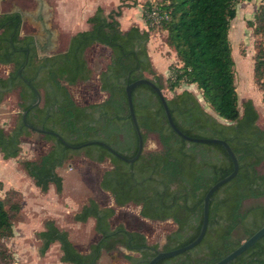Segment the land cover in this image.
Segmentation results:
<instances>
[{
    "label": "trees",
    "instance_id": "obj_1",
    "mask_svg": "<svg viewBox=\"0 0 264 264\" xmlns=\"http://www.w3.org/2000/svg\"><path fill=\"white\" fill-rule=\"evenodd\" d=\"M238 1L243 0H144L141 15L146 28L143 29L137 24L126 29L120 27L118 17L123 6L134 2L121 0L108 11L98 6L87 17L89 27L75 31L65 50L46 58L38 56L31 33H20V11L0 12V63L11 64L7 74L0 75V100L18 87L21 107L10 130L0 125L2 157H16L21 151V136L32 130L24 123L22 111L36 101L37 94L25 78L42 96L40 103L31 106L25 114L29 124L55 130L72 144L89 139H102L115 149L114 145L118 144L127 156L135 154L138 137L129 113L126 83L148 77L162 90L164 86L173 89L183 80L194 83L220 119L207 111L192 91L183 89L171 96L164 94L173 120L189 135L226 139L237 156L239 168L234 177L211 194L208 225L201 241L154 264L217 261L264 224V202L243 205L246 199L264 196V169H259L264 162V127L257 123L259 113L252 98L242 101L241 110L238 105L229 39L230 21L236 16ZM152 9L157 17L151 14ZM151 17L158 18V23L150 24ZM247 24L258 36L253 43V80L262 90L264 100V0H259L254 18ZM153 26L167 31L166 42L174 48L179 61L170 64L171 73L165 79L154 69L148 52ZM93 43L110 48L108 62L98 75L99 87L107 95L101 101L78 104L67 84L90 78L92 71L85 50ZM132 100L144 141L147 132H155L160 149L143 151L129 162L101 143L75 148L52 133H43L51 140L50 148L37 159H22V167L42 191L54 184L55 190L60 192L63 177L57 167L70 156L82 154L98 162L109 158L111 166L103 170L99 185L112 194L114 203L119 206L128 202L138 204L143 217L170 218L176 228L166 234L159 248L157 243H149L141 231L127 229L122 224L112 227L110 217L115 212L114 206L100 205L90 197L74 213V218L86 221L92 217L99 238L83 252L74 244L69 231L50 218L36 233L40 254L56 241L61 261L101 264L102 251L120 245L135 252L125 254L129 264H146L157 250L183 245L198 234L203 196L215 181L232 170V160L220 143L188 141L176 133L159 96L149 84L133 87ZM120 133L124 137L120 138ZM12 206L17 207L8 206L7 199L0 196L2 238L13 233ZM235 230L239 231L238 235H233ZM7 252L6 249L4 254ZM2 262L6 261L0 264ZM226 264H264V234Z\"/></svg>",
    "mask_w": 264,
    "mask_h": 264
},
{
    "label": "rangeland",
    "instance_id": "obj_2",
    "mask_svg": "<svg viewBox=\"0 0 264 264\" xmlns=\"http://www.w3.org/2000/svg\"><path fill=\"white\" fill-rule=\"evenodd\" d=\"M135 1L140 3V5H136V8L127 10L123 7V13L118 18L122 29L130 24H137L141 29L146 28L141 17L144 0H128V3H135ZM246 1H248L246 4H241L242 1H238L237 13L231 19L229 28L238 105L241 110L242 101L252 98L259 113L257 123L264 127L262 90L253 80V54L255 51L253 43L255 37L258 36L253 34L252 27L247 24L248 20L254 18V11L259 0ZM48 2L53 6L48 21L57 32L58 44L54 51H63L68 45L70 36L75 31L86 28L87 25L84 19L75 23L68 19L66 21L58 11L57 1L48 0ZM36 4L37 0H0V12L10 10L15 6L21 10L31 11ZM115 6L116 4L109 7ZM151 18L150 24H155L159 20L158 18ZM153 28L148 41V52L154 69L161 73L165 79L171 73L170 64L179 63V61L174 48L166 42L167 31L157 26H153ZM30 31H32V26L29 20H22L20 33L25 34ZM109 54L110 48L105 44L93 43L86 48L85 56L92 71L90 78L74 84H67L70 93L78 104L101 101L106 97V92L99 87L98 75L108 62ZM10 69L11 64H0V75H6ZM183 89L192 91L202 106L217 116L215 111L203 100L200 94L201 90L194 83L183 80L173 89L164 86L163 92L166 96H171ZM19 100L18 87H16L7 92L0 101V125L6 130L12 128L18 117L21 110ZM218 118L220 119V117ZM119 137H124L123 133H120ZM50 146L51 140L47 139L42 132L30 130L21 136V151L16 157L0 158V196L7 199L8 206L11 204L17 206L11 207L12 235L3 238L0 236V261H6L2 262L3 264H11L13 261L16 264L45 263V261L38 263V255L42 254L39 252L40 240L36 233L50 218L69 231L70 238L81 251H87L89 244L99 238V234L94 229V219L88 217L86 221H79L74 218V213L90 197L96 199L100 205L114 206L115 212L110 217L112 227L122 224L127 229L141 231L149 243H157L161 248L166 234L176 228V223L170 218L155 220L143 217L139 213L140 206L133 202L121 206L116 205L112 194L103 190L99 185L103 170L111 166L109 158L98 162L82 154H74L57 167V171L63 177V187L60 192L55 190L54 184H50L47 191H42L36 186L33 179L22 167L21 160L25 158L37 159ZM114 146L118 151H124L121 145L115 144ZM160 148L161 143L157 134L147 132L143 151H153ZM259 169H264V162L259 165ZM256 201L264 202V196L257 199H246L243 205L246 206ZM238 234V230L233 232V235ZM57 248V246L52 247L50 252L52 257L57 254ZM6 249L9 252L4 254ZM127 253L135 252L117 245L109 251L103 250L99 261L101 264H129L125 257Z\"/></svg>",
    "mask_w": 264,
    "mask_h": 264
},
{
    "label": "water",
    "instance_id": "obj_3",
    "mask_svg": "<svg viewBox=\"0 0 264 264\" xmlns=\"http://www.w3.org/2000/svg\"><path fill=\"white\" fill-rule=\"evenodd\" d=\"M39 2L41 3V0H39ZM21 11V10H20ZM18 72L21 74L20 69L18 70ZM22 75V74H21ZM22 77H24L22 75ZM25 78V77H24ZM26 82L28 84L31 85V87L33 88V90L36 92L37 94V99L35 102H33L27 109L22 111V115H23V120L24 123L26 125H28V127L32 130L38 131V132H42V133H52L54 135H56L57 137H59L64 143H66L68 146L70 147H75V148H79L82 147L86 144H90V143H101L104 146H106L107 148H109L114 154H116L118 157H120L121 159L125 160V161H129L132 162L133 160H135L142 152H143V148H144V138L142 135V130L138 124V120L135 114V110H134V106H133V100H132V89L133 87H135L138 84L141 83H147L149 84L157 93V95L159 96L162 105L164 107L165 113H166V117L167 120L170 124V126L172 127V129L178 133L182 138L188 140V141H197V142H211V143H220L222 144L227 153L229 154L231 160H232V164H233V168L232 170L225 176H223L222 178L218 179L217 181H215L205 192L204 196H203V207H202V222H201V226H200V230L198 232V234L196 235V237H194L191 241L177 246L175 248L172 249H159L157 250V252L147 261L146 264H154L156 263L158 260L165 258V257H169L178 253H181L189 248H192L193 246H195L196 244H198L206 229H207V225H208V211H209V202H210V196L211 194L223 183L227 182L228 180H230L232 177L235 176V174L238 171L239 168V163H238V159L237 156L235 154V152L233 151L231 145L229 144V142L222 138V137H217V136H195V135H189L187 133H185L184 131H182L178 125L175 123V121L172 118L171 112L169 110L168 104H167V100L166 97L163 93V90L161 87H159L155 81H153L152 79L148 78V77H139L137 79H134L132 81H128L125 85V91H126V96H127V102H128V108H129V113L132 119V122L134 124L136 133H137V137H138V143H137V149L136 152L133 156H127L125 154H123L122 152L118 151L117 149H115L114 147H112L110 144H108L106 141L102 140V139H89L87 141H84L82 143L79 144H72L69 143L65 140V138L58 133L55 130H51V129H47L44 127H38V126H34L29 124L26 120H25V114L27 112V110L31 107V106H35L37 104L40 103L42 96L40 91L31 84L30 80L25 78ZM264 234V224L262 226H260L258 229H256L251 235H249L247 238L243 239V241L234 249H232L231 251H229L226 255H224L223 257H221L220 259H218L217 261L211 263V264H226L227 262H229L231 259H233L234 257H236L238 254H240L243 250H245L247 247H249L251 244H253L259 237H261Z\"/></svg>",
    "mask_w": 264,
    "mask_h": 264
},
{
    "label": "crops",
    "instance_id": "obj_4",
    "mask_svg": "<svg viewBox=\"0 0 264 264\" xmlns=\"http://www.w3.org/2000/svg\"><path fill=\"white\" fill-rule=\"evenodd\" d=\"M37 1H38L37 5L39 6V10L45 11L48 15H49V13H52L51 9L53 8V6L51 5V3L48 2V0H41V3L39 2V0H37ZM56 1H57V3H56L57 8L59 9L58 11L61 14V16L66 19V21L68 19L69 21H71V22L73 21L75 23L77 21H81L82 19H84V21L87 25L86 28H88L90 25L89 22L87 21V17L90 16L96 10V8L98 6H101L104 8L105 11H108L111 8H114V7H109V6H113L115 4L117 6L121 2V0H56ZM124 1H126V3H128V0H124ZM247 2L248 1L243 0L241 2V4H244V3L246 4ZM136 5H140V3H136V1H135V3H133L131 5L123 6V7H125L124 9L131 10V9L136 8L137 7ZM13 9H16L19 11L21 10L17 6H15L14 8H12L10 10H13ZM7 11H9V10H7ZM1 12H3V11H1ZM20 12H22V10ZM122 13H123V8H122ZM121 15L119 17H121ZM141 17H142V15H141ZM144 23L146 24L145 20H144ZM130 25H132V24H130ZM129 26H125L124 29L128 28ZM0 101H2V100H0ZM0 158H3L1 152H0ZM6 159H8V158H6ZM53 246H57L58 248H57V254L52 257L50 252H51V249ZM23 251H25V250H23ZM60 255H61V250L59 248V243L55 241V242L50 244L49 248L45 251L44 254L38 255L39 256L38 263H39V261H41V262L45 261V263H43V264H72V263L61 261ZM14 263H15V261H13L11 264H14ZM27 263H28V261H27Z\"/></svg>",
    "mask_w": 264,
    "mask_h": 264
},
{
    "label": "flooded vegetation",
    "instance_id": "obj_5",
    "mask_svg": "<svg viewBox=\"0 0 264 264\" xmlns=\"http://www.w3.org/2000/svg\"><path fill=\"white\" fill-rule=\"evenodd\" d=\"M20 13L22 14V20L28 19L32 26V31L29 33L33 35V42L38 56L46 58L57 53L54 51L58 44L57 32L48 21L49 15L45 11L39 10L37 4L31 11L23 9Z\"/></svg>",
    "mask_w": 264,
    "mask_h": 264
},
{
    "label": "built area",
    "instance_id": "obj_6",
    "mask_svg": "<svg viewBox=\"0 0 264 264\" xmlns=\"http://www.w3.org/2000/svg\"><path fill=\"white\" fill-rule=\"evenodd\" d=\"M151 14L154 15V17L157 15L154 9H152ZM166 15V14H165ZM157 17V16H156Z\"/></svg>",
    "mask_w": 264,
    "mask_h": 264
}]
</instances>
